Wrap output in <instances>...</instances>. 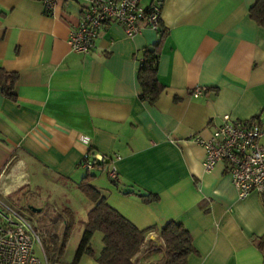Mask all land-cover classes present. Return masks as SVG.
Returning <instances> with one entry per match:
<instances>
[{"label":"crops","instance_id":"0c3cea01","mask_svg":"<svg viewBox=\"0 0 264 264\" xmlns=\"http://www.w3.org/2000/svg\"><path fill=\"white\" fill-rule=\"evenodd\" d=\"M257 2L163 0V36L144 26L128 37L109 22L82 54L67 39L87 0H53L50 13L43 0H0V67L17 75L12 98L0 89V192L50 182L90 202L86 181L137 228L153 227L147 239L181 223L194 249L185 264H264V193L240 200L224 163L204 170L196 141L225 114L264 127V28L249 17ZM155 43L163 88L149 102L138 68ZM82 137L115 166L114 182L106 167L82 166ZM143 255L139 263L158 257ZM75 264L98 263L83 254Z\"/></svg>","mask_w":264,"mask_h":264},{"label":"built area","instance_id":"2783aa9c","mask_svg":"<svg viewBox=\"0 0 264 264\" xmlns=\"http://www.w3.org/2000/svg\"><path fill=\"white\" fill-rule=\"evenodd\" d=\"M88 4L78 25L69 33L67 43L71 51L87 54L95 47L99 32L109 22L123 27L132 37L142 27L162 31L160 13L163 0L144 5L142 0H87ZM46 13H50L53 0H43ZM203 89L197 87L192 95L199 96ZM89 155L88 140L82 137ZM205 150L203 168L211 171L216 164L224 163L240 200L251 192L264 193V127L257 119H232L225 114L209 138H196ZM94 161L110 160L95 153ZM93 160L82 161L85 169L93 167ZM110 179H117L115 166L107 165ZM38 243L46 259L41 235L21 215L0 199V264H42L35 253ZM46 264H49L46 259Z\"/></svg>","mask_w":264,"mask_h":264},{"label":"trees","instance_id":"16d2710c","mask_svg":"<svg viewBox=\"0 0 264 264\" xmlns=\"http://www.w3.org/2000/svg\"><path fill=\"white\" fill-rule=\"evenodd\" d=\"M249 17L258 26L264 28V0H258L250 9ZM159 33L161 37L164 31H159ZM157 45L155 43L152 47L143 50L138 68L141 96L149 102L154 101L163 88L156 77L159 59ZM16 78L15 72L6 71L0 67V89L8 98L13 97V86ZM92 154L93 150L89 148V155L83 161L87 159L94 161L95 159L91 157ZM109 162L110 160L94 161L93 167L107 168ZM79 188L92 203V207L87 211L82 236L72 261L73 264L78 262L83 254L93 257L98 264H137L138 255L144 252L158 255L156 262L151 264H185L188 255L194 251L188 230L176 221L166 223L158 232L159 242L149 239L147 242L149 247L146 248V236L153 227L142 230L137 228L120 212L110 206L96 187L86 181L80 182ZM149 198V196H145L146 201H149ZM73 215L70 209L65 208L50 220L51 229L47 230L44 242L49 244L55 251L51 255L52 260L58 259L59 254L65 248L73 224L71 220ZM61 224L63 233L59 235L58 226ZM96 231L101 233L102 242V247L98 253L91 246V239ZM46 258L49 262L47 253Z\"/></svg>","mask_w":264,"mask_h":264},{"label":"rangeland","instance_id":"374dc122","mask_svg":"<svg viewBox=\"0 0 264 264\" xmlns=\"http://www.w3.org/2000/svg\"><path fill=\"white\" fill-rule=\"evenodd\" d=\"M90 171V170H86ZM56 196V197H55ZM0 199L10 206L16 213L25 218L32 227L38 231L41 235L42 244L47 253L49 264H73V258L75 251L82 236L84 222L86 220L87 210L92 207L82 193L70 185L65 187H59L52 185L50 182H46V185L41 187L33 186L29 190L13 193L10 196L3 195L0 192ZM28 205L42 208L40 212H32L28 209ZM62 205L68 207L73 212L72 227L69 237L67 239L65 248L59 258L52 260V254L55 251L49 244L44 242V238L47 235V230L51 229L50 220L61 213ZM63 233L62 224L58 226V234ZM145 246L149 239L146 238ZM49 245V246H48ZM91 246L96 253H98L102 247L101 233L96 231L91 239ZM144 246V247H145ZM149 245L147 244L146 248ZM35 253L37 257L42 261V264H46V259L43 253L39 249L38 243L34 245ZM145 255V253H143ZM143 255V258L145 257ZM139 260V259H138ZM156 262L155 260L143 259L137 264H151Z\"/></svg>","mask_w":264,"mask_h":264},{"label":"water","instance_id":"95a60500","mask_svg":"<svg viewBox=\"0 0 264 264\" xmlns=\"http://www.w3.org/2000/svg\"><path fill=\"white\" fill-rule=\"evenodd\" d=\"M28 209H30L32 212H40L42 210V208L35 207L32 205H28Z\"/></svg>","mask_w":264,"mask_h":264}]
</instances>
